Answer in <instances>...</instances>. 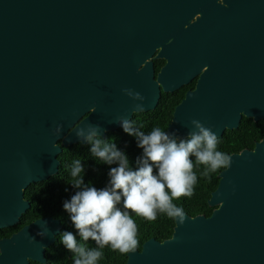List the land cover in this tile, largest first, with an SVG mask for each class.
Masks as SVG:
<instances>
[{
	"label": "water",
	"instance_id": "water-1",
	"mask_svg": "<svg viewBox=\"0 0 264 264\" xmlns=\"http://www.w3.org/2000/svg\"><path fill=\"white\" fill-rule=\"evenodd\" d=\"M196 75L169 132L187 137L199 120L219 138L243 117L264 120V0H0V229L31 208L32 184L59 172L63 147L86 144L76 128L100 125L106 138ZM230 157L212 215L185 213L170 239L148 240L126 264H264V138ZM61 228L53 218L24 228L3 241L24 257L0 264L40 260Z\"/></svg>",
	"mask_w": 264,
	"mask_h": 264
},
{
	"label": "clouds",
	"instance_id": "clouds-1",
	"mask_svg": "<svg viewBox=\"0 0 264 264\" xmlns=\"http://www.w3.org/2000/svg\"><path fill=\"white\" fill-rule=\"evenodd\" d=\"M125 93L134 100L143 101L139 92L125 89ZM137 111H143V104H136ZM124 132L134 136L137 146L143 150L130 165L129 157L117 148L116 143L102 137L100 125L87 124L75 130L76 136L90 145L92 156L110 167L108 186L97 189L86 184L82 173L85 168L80 159L72 163V186L76 189L70 200H65L64 210L78 231L81 241H94L96 248L77 241L72 232L60 235L61 243L73 253V264H97L103 256L100 249L110 247L122 254L136 252L139 246L137 225L131 213L154 221L158 213L185 221L184 210L173 200L192 196L197 175V165H204L202 173L208 176L220 168H229L232 158L217 150V134L199 120H192L194 126L187 137H179L177 132L153 128L147 134L134 121L119 117ZM62 125L57 126L59 135ZM193 157L195 160H193ZM123 207H119V205ZM48 228L38 233L46 236ZM35 241L34 237H31Z\"/></svg>",
	"mask_w": 264,
	"mask_h": 264
},
{
	"label": "trees",
	"instance_id": "trees-1",
	"mask_svg": "<svg viewBox=\"0 0 264 264\" xmlns=\"http://www.w3.org/2000/svg\"><path fill=\"white\" fill-rule=\"evenodd\" d=\"M159 68V62L157 61V73ZM179 100L178 92L163 93L155 110L134 115V126L139 127L146 134L155 127L167 131ZM230 134H233L236 139L232 142L231 135H228L229 140H219L217 150L230 155L239 153L246 148L253 149L256 143L264 138V120L255 122L253 119L244 117L240 128L230 132ZM104 139L116 143L117 148L129 157L130 165L135 168L136 158L142 155L143 150L137 146V140L134 136L127 134L121 128L115 132L108 133ZM76 159H80L85 168L82 176L86 184L90 183L97 189L108 186L110 167H116L117 165L109 166L100 162L92 156L90 145L87 143L76 144L69 148L63 147V152L59 155V160L61 161L59 172L47 181L32 184L25 191V198L31 202V209L24 214L22 219L23 222H30L42 217L61 219L64 225V232H72L78 242L86 243L89 248H96L94 241H81V237L75 229L70 215L63 207L64 201L70 200L76 192V189L71 184V167ZM193 160H195L194 157ZM224 169L220 168L216 172H210L208 176H204L202 173L205 170V166L197 165L194 169L197 175V182L194 186L193 195L173 200V203L192 217L198 215L211 216L215 208L210 207L208 201L212 193L218 188L220 182L218 175ZM119 207L122 208L123 205L121 204ZM130 215L138 229V250H142L143 244L152 238L163 242L173 236L176 220L169 218L166 214L158 213L154 221L146 220L135 213L130 212ZM100 250L103 252V256L97 264H126L127 262L128 253L122 254L119 251L112 250L110 247ZM70 253L72 254L71 251Z\"/></svg>",
	"mask_w": 264,
	"mask_h": 264
},
{
	"label": "flooded vegetation",
	"instance_id": "flooded-vegetation-1",
	"mask_svg": "<svg viewBox=\"0 0 264 264\" xmlns=\"http://www.w3.org/2000/svg\"><path fill=\"white\" fill-rule=\"evenodd\" d=\"M157 61L159 62V66H160L159 71H160V69L165 66L166 61L162 60V59L156 60L155 61V68H156V62ZM199 79H200V75H196L189 84L184 85L183 87H181V89L176 91L179 93V97H180L179 103L176 105V107L182 103V101L186 98V95L188 92H194L197 89ZM243 119H244V117L242 118L241 123H242ZM241 123H240V126H241ZM240 126H239V128H240ZM233 131H236V130H229V129L225 130L222 137H219L218 140H229L228 135H231L232 142H233L236 139V138H234L233 134H230V132H233ZM253 149H251V150H253ZM232 154H235V153H232ZM232 154H230V155H232ZM23 216H22V218H23ZM22 218L18 224L11 226V227H6V228L0 229V257H2L3 260H5L7 258L8 254L10 252H16L18 255V258L24 257V251H22L18 248H15V250H10L7 247H5L3 241L9 240L14 235L20 233L24 228L32 225L33 223H35L36 221H38L40 219L53 218V217H42V218L34 219L30 222H23ZM53 219L59 220L61 222L62 228H61L60 233L55 236V241L53 244H50L47 246H44L42 244L40 246V248H44V252L42 253V255L40 257V260H35V259H31V257H27L28 264H73V253L71 254L70 251L60 241V235H61V233L64 232V225L62 223V220L58 219V218H53ZM17 264H20V263H17Z\"/></svg>",
	"mask_w": 264,
	"mask_h": 264
}]
</instances>
